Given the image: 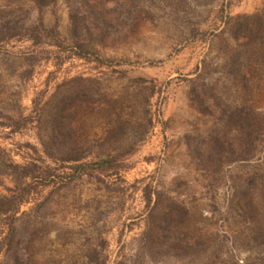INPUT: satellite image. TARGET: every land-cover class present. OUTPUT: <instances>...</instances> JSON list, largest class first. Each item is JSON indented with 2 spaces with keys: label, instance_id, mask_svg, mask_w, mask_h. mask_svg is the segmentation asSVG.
Masks as SVG:
<instances>
[{
  "label": "rangeland",
  "instance_id": "374dc122",
  "mask_svg": "<svg viewBox=\"0 0 264 264\" xmlns=\"http://www.w3.org/2000/svg\"><path fill=\"white\" fill-rule=\"evenodd\" d=\"M0 264H264V0H0Z\"/></svg>",
  "mask_w": 264,
  "mask_h": 264
},
{
  "label": "trees",
  "instance_id": "16d2710c",
  "mask_svg": "<svg viewBox=\"0 0 264 264\" xmlns=\"http://www.w3.org/2000/svg\"><path fill=\"white\" fill-rule=\"evenodd\" d=\"M104 165H106V161L96 163L94 166H97V167L103 166L104 167ZM88 167H90V166L89 165H78V166L74 167V169L76 171H81V170L86 169Z\"/></svg>",
  "mask_w": 264,
  "mask_h": 264
}]
</instances>
